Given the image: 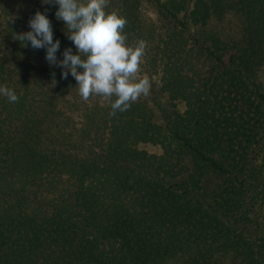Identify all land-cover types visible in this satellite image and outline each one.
Returning a JSON list of instances; mask_svg holds the SVG:
<instances>
[{"label":"trees","instance_id":"trees-1","mask_svg":"<svg viewBox=\"0 0 264 264\" xmlns=\"http://www.w3.org/2000/svg\"><path fill=\"white\" fill-rule=\"evenodd\" d=\"M226 8L237 39L206 33ZM56 10L0 0V85L19 97L0 96V264H264V0H108L158 105L116 115L19 41L39 11L75 54Z\"/></svg>","mask_w":264,"mask_h":264},{"label":"clouds","instance_id":"clouds-1","mask_svg":"<svg viewBox=\"0 0 264 264\" xmlns=\"http://www.w3.org/2000/svg\"><path fill=\"white\" fill-rule=\"evenodd\" d=\"M57 7L55 18L63 22L67 38L75 47L65 48L58 59L59 39L46 13L37 11L29 20L30 31L18 36L24 46L30 43L33 49H44L50 65L63 69L62 76L70 74L77 82L79 95L87 100L90 96L116 97L111 104L110 115L127 111L131 103L150 92L147 77L137 79L146 42L136 45L126 43L127 20L118 12H107L108 0H43ZM86 58H82V55ZM82 69V71H81ZM0 96L10 103L19 100L14 89L0 85Z\"/></svg>","mask_w":264,"mask_h":264},{"label":"rangeland","instance_id":"rangeland-1","mask_svg":"<svg viewBox=\"0 0 264 264\" xmlns=\"http://www.w3.org/2000/svg\"><path fill=\"white\" fill-rule=\"evenodd\" d=\"M145 12L149 17H151V19L155 23L158 22L157 20V18H159L158 10H155L151 5H146ZM243 26L244 24L241 17L233 10H229L228 8H226L222 13L216 14V16L212 19L208 29L205 30L206 33H210L211 35L215 34L227 39H237L241 37V28ZM144 77H147V75L141 74V72L139 71V73L137 74V79H141ZM147 78L150 82V92L147 96L144 97L147 98L148 101H151L150 104L153 106V108L156 109V111H158L157 109L158 105L156 101L153 102V100H155L154 97H156L155 95H153L154 91H152L154 89L153 86L155 83L150 77ZM164 98L161 96V98H157V101L166 105V101L164 100ZM161 116L162 115L158 117L159 121L161 120ZM142 147H144L147 151L151 153H159V154L161 153L160 147L156 145L145 144Z\"/></svg>","mask_w":264,"mask_h":264}]
</instances>
